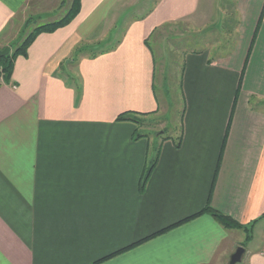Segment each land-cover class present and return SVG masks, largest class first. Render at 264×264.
Segmentation results:
<instances>
[{
    "label": "crops",
    "instance_id": "1",
    "mask_svg": "<svg viewBox=\"0 0 264 264\" xmlns=\"http://www.w3.org/2000/svg\"><path fill=\"white\" fill-rule=\"evenodd\" d=\"M30 2L0 0L1 49L20 37ZM124 2L82 0L0 84V264H228L246 232L207 212L125 249L206 206L225 137L211 205L255 221L238 264H264V16L247 61L245 51L184 52L177 146L136 137L141 126L118 115L160 113L154 38L213 17L216 1L157 0L130 19ZM93 44L105 51L74 60Z\"/></svg>",
    "mask_w": 264,
    "mask_h": 264
},
{
    "label": "rangeland",
    "instance_id": "2",
    "mask_svg": "<svg viewBox=\"0 0 264 264\" xmlns=\"http://www.w3.org/2000/svg\"><path fill=\"white\" fill-rule=\"evenodd\" d=\"M155 1L125 0V8L129 10L128 19L143 14ZM215 1L213 17L211 13H208L196 21H183L172 26L169 30H164L154 38L157 53L159 52L161 74L158 75V84L160 85L158 95L162 103L159 114L146 118L152 124L147 123V125L141 126L142 133H148L150 137L159 139L157 131L162 132L165 129L167 136L176 137L179 135L184 104L180 75L185 51L209 48L216 56L232 51H234L235 57H241L244 51L247 55L258 22L250 15L255 13L258 7H261L263 0ZM70 2L71 0H31L23 28L27 32L35 24L61 17L68 9ZM221 9H223V13ZM29 18L30 24L26 25ZM214 21L216 24L211 25ZM21 32L22 30L18 40L14 41V45L23 37ZM95 45L93 44V50L98 48ZM163 45L166 47L164 48ZM164 49L166 53H163Z\"/></svg>",
    "mask_w": 264,
    "mask_h": 264
},
{
    "label": "trees",
    "instance_id": "3",
    "mask_svg": "<svg viewBox=\"0 0 264 264\" xmlns=\"http://www.w3.org/2000/svg\"><path fill=\"white\" fill-rule=\"evenodd\" d=\"M81 3H82V0H71L68 9L65 11V13L61 17L53 19V20L45 22V23H41V24H37V25L35 24L34 27L29 29L27 32L25 31V28H23L22 32H21L23 37L21 38V40L17 41V43H15L16 45L11 44L12 49H11L10 53L3 55V56H0V84H2L3 82H9L11 80L17 57L20 55L27 56L28 48L30 47V45L32 44L34 39L42 32L54 31L59 27H63L65 25L69 24L80 12ZM263 16H264V3H263V6L261 9L259 18H258V22H257L256 28H255L254 34H253L251 46L249 47V50L247 53L246 61L250 55V52H251L252 46L254 44L255 38H256L258 31H259V27L263 21ZM29 24H30V18L26 21V25H29ZM159 31H160L159 28L154 30L151 33V35L146 39V42L149 40V38L156 35ZM119 42H120V39L117 38L115 40L114 45L110 46L108 49H113L114 47H116L118 45ZM86 49H88V55H90L91 57H94L97 54L105 51V50H99V51L93 50L92 46L82 45V46H79L77 48L74 60L76 58H78L81 54H83ZM181 77H182V74H181ZM180 84H181V80H180ZM182 113H183V111H182ZM150 116H151L150 113H138V112L126 111V112L119 114L118 119H120V120H125V119L133 120L136 123H138L139 126H143V125H147V123L152 124V122L149 119L148 120L146 119L147 117H150ZM165 133H166L165 129L162 132L157 131V134H158L160 139L164 140V139L171 138L176 142L177 146L181 145L182 137H183L182 128H181L179 135L176 137L167 136V135H165ZM146 135L149 136L148 133H142L141 131H136V137L146 136ZM226 139H227V137H225L223 145H222L221 156L219 158V164L215 170L214 181L212 184L210 196H209V199H208L206 206L202 210L196 212L195 214H192V215L180 220L179 222H176V223L170 225L167 228L159 230L158 232L139 240L138 242L126 247L125 249L132 247L133 245L140 243V242L150 238L153 235H157L159 233H162L165 230H167V229H169L175 225L183 223V222H185L189 219H192V218H194V217H196L202 213H205V212L210 213L219 223H221L223 226H225L227 228H242L246 232V239L244 242V246L247 242H249L252 239V233H253V227H254L255 221L249 225L241 224L236 219H234L232 216L215 209L211 205V195H212V192L214 189L215 179H216L218 171H219V165H220L223 149H224L225 144H226ZM158 152H159V145H157V147H156L155 159L146 167L144 174L142 176V181H141V185H140L142 190L144 189L145 184H146L150 174L152 173V171L155 167Z\"/></svg>",
    "mask_w": 264,
    "mask_h": 264
},
{
    "label": "water",
    "instance_id": "4",
    "mask_svg": "<svg viewBox=\"0 0 264 264\" xmlns=\"http://www.w3.org/2000/svg\"><path fill=\"white\" fill-rule=\"evenodd\" d=\"M11 49H12L11 46H6L2 49L0 48V56L10 53ZM244 252H245V247L238 246L235 252L232 253L228 264H238L241 261Z\"/></svg>",
    "mask_w": 264,
    "mask_h": 264
}]
</instances>
